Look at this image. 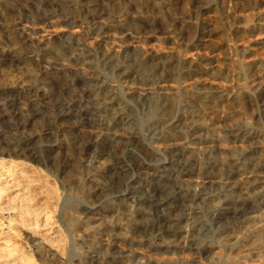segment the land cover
Returning <instances> with one entry per match:
<instances>
[{
    "label": "rangeland",
    "instance_id": "obj_1",
    "mask_svg": "<svg viewBox=\"0 0 264 264\" xmlns=\"http://www.w3.org/2000/svg\"><path fill=\"white\" fill-rule=\"evenodd\" d=\"M263 29L264 0H0V262L264 264L216 247L264 215Z\"/></svg>",
    "mask_w": 264,
    "mask_h": 264
},
{
    "label": "bare ground",
    "instance_id": "obj_2",
    "mask_svg": "<svg viewBox=\"0 0 264 264\" xmlns=\"http://www.w3.org/2000/svg\"><path fill=\"white\" fill-rule=\"evenodd\" d=\"M154 3V2H153ZM152 4V3H151ZM154 6V5H153ZM156 7V6H155ZM73 9V8H72ZM255 15V14H254ZM251 19V18H250ZM259 24V23H258ZM254 26V25H253ZM259 26V25H258ZM253 30V29H252ZM264 30V29H263ZM258 32V31H257ZM260 32V31H259ZM237 33V32H236ZM252 36V35H251ZM249 38V37H248ZM237 44V43H236ZM244 47V46H243ZM252 49V48H251ZM217 59V58H216ZM20 61V60H19ZM217 62V61H216ZM253 63V62H252ZM206 70V69H205ZM205 70H204V72H205ZM29 72V71H28ZM25 75V74H24ZM26 76V75H25ZM29 77V76H28ZM22 79V78H21ZM25 80V79H24ZM30 80V79H29ZM225 80V79H224ZM216 82H217V80H216ZM27 83V82H26ZM16 84L18 85V83L16 82ZM220 84V83H219ZM173 85V84H172ZM162 86V85H161ZM164 86V85H163ZM170 88V87H169ZM170 90V89H169ZM222 90V89H221ZM246 90V89H245ZM236 97V96H235ZM207 99V98H206ZM175 106V105H174ZM228 119V118H227ZM232 119V118H231ZM225 123V122H224ZM246 124V123H245ZM207 127V126H206ZM205 127V128H206ZM219 130V129H218ZM207 131H208V129H207ZM251 131V130H250ZM261 131V130H260ZM230 132V131H229ZM238 133V132H237ZM243 133V132H242ZM215 134V133H214ZM218 134V133H217ZM255 134V133H254ZM260 136L262 135V133H258ZM243 135V134H242ZM259 135H257V138H260V136ZM216 137V136H215ZM232 137V136H231ZM237 138H239V136H236ZM255 137H256V135H255ZM254 137V138H255ZM218 139V138H217ZM226 139V138H225ZM236 139V138H235ZM223 140V139H222ZM249 140V139H248ZM217 141V140H216ZM216 141H215V143H216ZM220 141V140H219ZM227 141V140H226ZM177 143V142H176ZM188 143V142H187ZM220 143V142H219ZM224 143V142H223ZM223 143H221V144H223ZM249 143V142H248ZM245 144V143H244ZM27 145V144H26ZM219 146V145H218ZM32 147V146H31ZM194 147V146H193ZM30 148V147H29ZM34 148V147H33ZM32 148V149H33ZM190 148V147H189ZM38 149V148H37ZM193 149V148H192ZM36 150V149H35ZM179 150V149H178ZM191 151V150H190ZM29 153H32L31 151H28ZM210 152V151H209ZM230 152V151H229ZM191 154V153H190ZM23 155V154H22ZM231 155V154H230ZM223 158V157H222ZM234 160V159H233ZM221 161V160H220ZM5 162V161H4ZM2 163V162H1ZM214 163V162H213ZM225 168V167H224ZM230 171V170H229ZM228 171V172H229ZM240 176V175H239ZM249 176V175H248ZM223 177V176H222ZM247 180V179H246ZM253 181V180H252ZM262 181V180H261ZM10 183V182H9ZM263 183V182H262ZM1 184L3 185V182H1ZM0 184V202H1V200H2V197H3V192H5V191H7V192H9L8 190H9V187L8 188H5V186L4 187H2V185ZM6 184V183H5ZM257 184H259V183H257V181L256 180H254L251 184L249 183V185H250V187H254V186H256ZM7 185V184H6ZM9 185V184H8ZM12 186V185H11ZM189 186V185H188ZM257 187H259V186H256V187H254V188H256L257 189ZM253 188V189H254ZM262 188V187H261ZM11 189V188H10ZM245 189V191H249L248 190V188H243V190ZM227 190V189H226ZM229 190V189H228ZM238 190V189H237ZM207 191V190H206ZM231 191V190H230ZM239 192V191H238ZM246 194H247V192H246ZM16 195V194H15ZM18 196V197H17ZM17 196L15 197L14 196V198H11V201H15L14 202V204L16 203V204H18L17 202V200H18V198H19V194H17ZM22 196V195H21ZM21 196H20V200H21ZM231 196V195H230ZM237 196V195H236ZM238 196H239V194H238ZM241 196V195H240ZM249 197L251 198V196L249 195ZM23 198H25L24 196H23ZM28 198V197H27ZM27 198H26V200H27ZM9 199V198H8ZM210 199V198H209ZM216 199V198H215ZM235 199V198H234ZM10 200V199H9ZM23 200H25V199H23ZM22 200V201H23ZM25 200V201H26ZM214 200V199H213ZM230 200V199H229ZM17 201V202H16ZM25 201H23L24 203H25ZM29 201H30V199H29ZM233 201V200H232ZM4 203H5V201H3ZM2 202V203H3ZM13 202H11V204L13 203ZM20 202V201H19ZM3 203V204H4ZM27 203V202H26ZM29 203V202H28ZM31 203H33L32 201H31ZM30 203V204H31ZM252 203V202H251ZM3 204L0 206V208H1V210L2 211H5V210H7V212L9 211L10 212V208L8 209V207L7 206H3ZM7 205H8V202L6 203ZM20 204L22 205V203L20 202ZM29 204V205H30ZM35 204V203H34ZM10 206V205H9ZM12 206V205H11ZM15 206V205H14ZM13 206V207H14ZM27 206V205H26ZM5 207H7V209L5 208ZM13 207H11V208H13ZM16 207H18V206H16ZM29 207L30 206H27V208H25V213L24 214H22V215H24L23 216V219H22V222H23V220L27 223V220L29 219L28 217L30 216H32V212H35V211H32L31 212V208L29 209ZM21 210H22V208H21V206L19 207ZM18 208V209H19ZM23 208H24V206H23ZM16 209V208H15ZM17 209V210H18ZM20 209H19V211H20ZM115 209V208H114ZM14 210V209H13ZM16 210V211H17ZM36 210V209H35ZM14 212V211H13ZM23 212H24V210H23ZM22 212V213H23ZM261 212V211H260ZM15 213V212H14ZM19 213V212H18ZM37 212H35V214H36ZM40 213V212H39ZM34 214V215H35ZM10 215V214H9ZM20 215H21V213H20ZM21 215V216H22ZM11 216V215H10ZM18 216V215H17ZM20 217V216H19ZM35 217V216H34ZM38 216L36 215V218H37ZM45 217V216H44ZM17 218V217H16ZM20 218H22V217H20ZM49 218H51V217H49ZM31 219V218H30ZM33 219V218H32ZM40 219V218H39ZM106 219V218H105ZM20 220V219H19ZM30 221V220H29ZM39 221H41V220H37L36 221V219L33 221H31V222H35V224L33 225L35 228H36V230L40 227V225H42V224H38L37 222H39ZM25 222H23V223H25ZM30 222V223H31ZM103 222V221H102ZM121 222V221H120ZM26 223H25V225H26ZM108 224V223H107ZM239 224V223H238ZM242 224H243V222H242ZM241 224V225H242ZM249 224H253L254 226H250V227H248V228H246ZM28 225V224H27ZM30 226H32L31 224H29ZM29 227V226H28ZM27 227V228H28ZM112 227V226H111ZM121 227V226H120ZM244 228H246V231L244 232V233H241V234H239V235H236V236H234V235H231V234H229V233H227L226 235H224V237H222V239H221V241H219V242H217L216 241V243H217V248H219V249H224V248H232V249H236L237 250V248H239V247H243V248H245V249H243L242 251H243V253L242 254H244V256L245 257H251V256H254V255H264V236L263 237H258L259 236V234L262 232V231H264V215L262 214H259V215H254V216H252L251 218H250V220H249V222L248 223H245L244 224V226H243ZM115 228V227H114ZM234 228V227H233ZM30 229V228H29ZM33 229V228H32ZM122 229V228H121ZM38 231V230H37ZM243 231V230H242ZM121 232V231H120ZM224 232V231H223ZM28 233V232H27ZM97 233V232H96ZM113 233V232H112ZM116 233V232H115ZM233 233V232H232ZM235 233V232H234ZM34 234V233H33ZM92 234V233H91ZM119 234V233H118ZM122 234H124V233H122ZM111 235V234H110ZM120 235V234H119ZM40 237V236H39ZM54 237H52V238H50V239H48V238H41V240H42V242H41V240L38 242V245L40 246L39 248H40V250H38V247H37V250H38V252H40L41 251V256H45V255H47V254H49L50 252H51V249H49V248H47L46 247V244H48V243H46V242H49L51 245L54 243V242H57V241H59L60 240V237H58V235H56L55 236V239H53ZM251 239H253V240H255L254 242H256L258 239H260L259 240V244H258V249H257V251L255 252V249L256 248H254V247H248L247 248V241L248 240H251ZM61 241V240H60ZM65 241V240H64ZM87 241V240H86ZM90 241V240H89ZM9 243V242H8ZM35 244H36V242H35ZM91 244V243H90ZM16 245V244H15ZM37 245V246H38ZM17 246V245H16ZM15 246V247H16ZM36 246V245H35ZM49 246V245H48ZM34 247V246H33ZM54 247V246H53ZM215 247V248H216ZM10 248V247H9ZM18 248V247H17ZM36 248V247H35ZM2 250V249H1ZM0 250V252H2ZM7 251L6 252H8V254H9V256H11V258H12V256L14 257V260L16 259L17 260V258L19 259V260H22L21 262H23V263H21V264H31V261H29V258L27 257V256H25V254L23 253V250H22V254L20 255L19 253H18V250H10V251H8V249H6ZM20 250H21V248H20ZM56 250H59V248L58 249H56ZM55 250V251H56ZM4 252V251H3ZM6 252H4V253H6ZM61 252V251H60ZM230 252V251H229ZM241 252V251H240ZM3 254V253H2ZM57 256V254H54V256ZM215 255V254H214ZM2 256V255H1ZM7 255H6V257H4V259H6L7 260ZM32 257V256H31ZM260 257V256H259ZM3 258V257H2ZM230 259H232L231 257H230ZM1 260V259H0ZM31 260H33V258H31ZM51 260V259H50ZM218 260V259H217ZM233 260V259H232ZM241 260V259H240ZM243 260V259H242ZM9 261V260H8ZM7 262V261H6ZM17 262L18 261H16V262H14L13 264H17ZM3 263H5L4 261H3ZM3 263H1L0 262V264H3ZM9 263V262H8ZM19 263V262H18ZM10 264H11V262H10ZM35 264V263H34ZM231 264H237V262L236 261H232L231 262Z\"/></svg>",
    "mask_w": 264,
    "mask_h": 264
}]
</instances>
